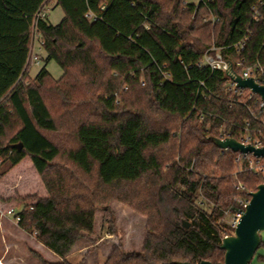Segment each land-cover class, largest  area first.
I'll return each instance as SVG.
<instances>
[{"label":"trees","instance_id":"obj_1","mask_svg":"<svg viewBox=\"0 0 264 264\" xmlns=\"http://www.w3.org/2000/svg\"><path fill=\"white\" fill-rule=\"evenodd\" d=\"M54 1L63 12L57 25L37 16L48 0H0V180L29 158L46 192L17 212L18 227L69 264L77 244L95 240L98 210L109 213L107 233L116 235L110 205L118 203L144 219L143 238L138 250L111 245L103 264L222 263L221 241L234 231L224 212L242 192L236 154L212 139L224 123L237 139L235 128L250 117L225 73L197 63L247 29L244 55L222 53L230 62L248 54L262 61L264 20L251 22V8L264 0ZM32 28L45 65L25 81ZM51 61L62 72L57 80L46 69ZM133 121L157 139L140 150L149 167L107 178L99 157L75 158L98 133L107 155L122 159ZM245 174L243 185L255 191L261 176ZM262 248L261 240L254 257Z\"/></svg>","mask_w":264,"mask_h":264},{"label":"rangeland","instance_id":"obj_2","mask_svg":"<svg viewBox=\"0 0 264 264\" xmlns=\"http://www.w3.org/2000/svg\"><path fill=\"white\" fill-rule=\"evenodd\" d=\"M42 14L46 16L51 25H57L63 19V12L60 7L55 6L54 0H48L43 7ZM212 27L213 25H210V28ZM35 35L34 28H32L31 38H34ZM34 42L30 59H28L27 77L25 76L23 79L25 81L33 79L45 65V53L36 38ZM33 56L37 58L36 61L32 60ZM46 69L56 80L62 74L60 67L54 61L49 62ZM87 135L91 134L87 133ZM124 137L128 149L122 159L117 160L107 155L106 144L98 133L94 139L85 142V150L77 154L75 158L85 164L86 154L99 157L103 161V173L107 178L133 177L139 170L149 167L148 164L151 163L142 159L141 148L147 142H154L157 139L147 136L140 129L138 121L131 123ZM260 166L264 169V162L260 163ZM238 169L237 167L234 172ZM245 173L243 168V171L234 176L236 184L241 182L243 185V180L247 177ZM263 174L260 173L261 178ZM243 186L245 192L250 191L247 189V185ZM245 192L241 194L244 195ZM45 195L46 192L39 175L29 158H24L0 180V264H58L61 262V259L41 245L35 234L22 230L12 217L6 215L8 210L13 209L15 212H19L24 205L33 202L35 197H44ZM110 207L114 216L116 235L107 233L109 213L104 212L103 209L98 210L95 240L93 243L80 242L77 244L66 257L69 264H103L111 245L117 244L119 240L126 250L139 249L143 238L144 219L134 215L125 206L118 203H112ZM261 236L264 241V232L261 233ZM260 257L263 258V261H259ZM253 264H264V248L258 250Z\"/></svg>","mask_w":264,"mask_h":264},{"label":"built area","instance_id":"obj_3","mask_svg":"<svg viewBox=\"0 0 264 264\" xmlns=\"http://www.w3.org/2000/svg\"><path fill=\"white\" fill-rule=\"evenodd\" d=\"M42 13L43 8L40 11V14H38L37 16L41 15ZM92 17L93 16L91 14L86 15L87 19H91ZM261 20H264V1L259 2L257 5L251 8V22L259 23ZM35 38L39 42V37L37 34L34 36V38H31L30 52L35 44ZM251 38L252 33L249 29H247L240 40H238L234 44H230L227 47L222 48L215 46L210 47L203 53L201 59L197 63V66L207 67L211 72H224L225 75L226 72L229 71L230 67L235 76H238L242 79H251L255 84L264 86V58L262 59V61L259 58L250 59V56L248 54V57L242 56L241 58H236L232 60V62H230V59L227 60L222 53L223 50H228V58L232 54L237 56H239L240 54L244 55L251 41ZM32 60L36 61L37 58L33 56ZM227 80L228 91L243 100L241 102L244 108L247 110L250 118L244 121L243 125L240 128H235V130L238 131L237 139L231 137L230 129L225 123L220 126V128H218L217 139L225 140L231 138L244 146H252L256 149L264 148V101L261 100L258 96L252 94L249 90L238 89L235 83H233L228 76ZM200 86L202 87L204 86V84L201 83ZM206 115V113H203L200 110H196V116L200 122L206 120ZM235 154V162L238 165L239 169L236 170L234 176L243 171V168L245 172L249 171L254 173L255 175H260V173L262 175L264 173V169L262 168V166H260V163L264 162V159H256L252 155H243L240 153ZM235 189L238 192H245V188L241 184V182H237ZM251 192L252 191H246L244 195H240L234 198L233 204L230 206V208H228L227 211L224 212V222L231 229H235L240 217L244 213V210L249 203V194ZM6 215L12 217L15 222L18 223V214L13 209L8 210L6 212Z\"/></svg>","mask_w":264,"mask_h":264},{"label":"water","instance_id":"obj_4","mask_svg":"<svg viewBox=\"0 0 264 264\" xmlns=\"http://www.w3.org/2000/svg\"><path fill=\"white\" fill-rule=\"evenodd\" d=\"M226 75L235 83L238 89L249 90L264 101V86L255 84L251 79H242L235 76L230 67ZM212 142L220 150H230L233 153L252 155L256 159H264V148L256 149L252 146H244L231 138L225 140L216 138L212 139ZM262 180L263 182L257 186L256 190L249 194V203L233 234L222 239L219 249L224 252V259L219 264H249L260 246V234L264 232V175ZM186 227H188V224H186ZM199 264L210 263L202 261Z\"/></svg>","mask_w":264,"mask_h":264},{"label":"crops","instance_id":"obj_5","mask_svg":"<svg viewBox=\"0 0 264 264\" xmlns=\"http://www.w3.org/2000/svg\"><path fill=\"white\" fill-rule=\"evenodd\" d=\"M260 237H261V240L263 241L261 234H260ZM263 242H264V241H263Z\"/></svg>","mask_w":264,"mask_h":264}]
</instances>
